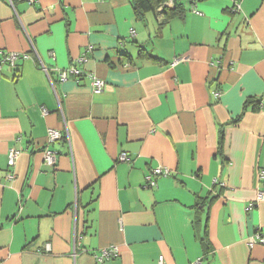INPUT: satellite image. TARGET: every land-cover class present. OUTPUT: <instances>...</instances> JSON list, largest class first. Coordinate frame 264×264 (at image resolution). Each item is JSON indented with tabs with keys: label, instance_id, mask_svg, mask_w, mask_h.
<instances>
[{
	"label": "crops",
	"instance_id": "0c3cea01",
	"mask_svg": "<svg viewBox=\"0 0 264 264\" xmlns=\"http://www.w3.org/2000/svg\"><path fill=\"white\" fill-rule=\"evenodd\" d=\"M179 3L0 0V264H264V0Z\"/></svg>",
	"mask_w": 264,
	"mask_h": 264
},
{
	"label": "built area",
	"instance_id": "2783aa9c",
	"mask_svg": "<svg viewBox=\"0 0 264 264\" xmlns=\"http://www.w3.org/2000/svg\"><path fill=\"white\" fill-rule=\"evenodd\" d=\"M25 2H27L29 5L33 4L35 2V0H24ZM236 8L239 9V5H236ZM199 14V13H197ZM131 33H133V31H131ZM1 57H0V64L4 63V64H8L11 67H15L16 61L21 59V58H26V55L23 54H19V53H7V52H2L0 53ZM43 71L45 72V74H47V71L44 69V67H42ZM58 74V79L60 82H64L66 80H68L69 77H72L75 80H78L79 78L82 77L83 73L77 69L75 66H71L67 69H61L57 71ZM88 77L90 78V81L92 83V88H93V92L94 93H99L102 91L103 87H104V81L95 77L94 75H88ZM45 113V111H44ZM62 138V134L60 131L54 130V129H48L47 130V143L51 144L54 143L58 140H60ZM19 155V152L14 149L11 148L8 150V154H7V165L8 167H12L15 164V161L17 160ZM120 159L122 161H127L128 159L126 158L125 154H122ZM57 161V153L55 151L49 150V149H45L43 151V162L45 163V165L50 166V167H54ZM170 176V171L169 169L165 168V167H155L153 169L150 170L149 174L146 176V180H147V185L149 187H155L156 185V180L159 178H166ZM260 178H264V172L260 173ZM264 199V191H259L257 194V197L255 199V203H258L259 201ZM255 206V205H254ZM252 207V205L249 206V208ZM254 244H264V239L261 236L260 233H255L251 238H249L248 240V245L249 247H252ZM46 250H48V245H46ZM118 256V250L116 246H109L106 247L104 249L101 250L99 255L95 256V260L99 263V264H103L104 261L115 258ZM202 263V259L198 258L195 261L189 263V264H201ZM158 264H163V258L159 257L158 259Z\"/></svg>",
	"mask_w": 264,
	"mask_h": 264
},
{
	"label": "trees",
	"instance_id": "16d2710c",
	"mask_svg": "<svg viewBox=\"0 0 264 264\" xmlns=\"http://www.w3.org/2000/svg\"><path fill=\"white\" fill-rule=\"evenodd\" d=\"M167 1L168 0H133V8L135 10V13L138 16H141L142 14L148 11H153L155 8H158L159 6L162 7V5ZM186 1H192V0H184V2ZM172 2L174 4L173 8L167 12H169L171 16L181 15L184 12V8L179 3L181 2V0H172Z\"/></svg>",
	"mask_w": 264,
	"mask_h": 264
}]
</instances>
